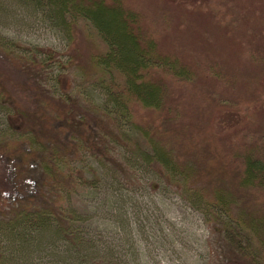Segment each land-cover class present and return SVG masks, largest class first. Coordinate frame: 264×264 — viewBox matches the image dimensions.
<instances>
[{
    "label": "rangeland",
    "instance_id": "1",
    "mask_svg": "<svg viewBox=\"0 0 264 264\" xmlns=\"http://www.w3.org/2000/svg\"><path fill=\"white\" fill-rule=\"evenodd\" d=\"M61 1L0 0V226L52 213L0 245L32 264H264L250 227L264 220V0H105L135 14L161 89L159 110L130 100L125 118L107 103L126 81L99 64L106 33ZM170 64L187 74L155 67ZM15 143L26 163L1 152Z\"/></svg>",
    "mask_w": 264,
    "mask_h": 264
},
{
    "label": "trees",
    "instance_id": "2",
    "mask_svg": "<svg viewBox=\"0 0 264 264\" xmlns=\"http://www.w3.org/2000/svg\"><path fill=\"white\" fill-rule=\"evenodd\" d=\"M29 4L35 5L36 8H42L44 10L47 0H25ZM105 0H98L95 3H91L92 0L88 1L89 4L84 3L85 0H62L61 10H69L71 13L73 10L75 13L82 14V18L94 22L103 32L106 33V37L111 47L113 48L112 53L107 55L105 58L99 60V64L105 66L107 69L113 66V71H117L126 81L125 89L118 91L114 89L108 90L107 103L114 109L116 114H121L124 118L128 115V102L133 100V103H140L143 107L147 109L159 110L161 106L162 99H160L161 89L159 85L149 82L144 76V70L148 68L149 64L147 62L150 56V50L152 46L147 42L144 35L139 32L136 33L134 26L135 14L125 11L122 5H116L110 9H107L104 4ZM141 36V38H140ZM105 41V39H104ZM145 43H147V49L144 48ZM146 61V63H145ZM168 61L165 64L169 65ZM158 66V65H157ZM155 66L156 68L162 67L164 70L178 72L179 76H182L187 72L183 67L178 66L175 70L173 65L171 67L167 66ZM121 69V71L116 68ZM143 69V71H141ZM182 69V70H181ZM142 74V75H141ZM132 104V103H131ZM3 154L7 156L11 161L17 159L23 163L29 161V153L22 148L21 145L8 144L6 147L2 148ZM139 155V154H137ZM140 158H143L139 155ZM144 159V158H143ZM157 161L161 163L167 171L178 176H185L178 167L176 168L170 157L161 151ZM16 164V162H15ZM18 165V164H16ZM19 166V165H18ZM252 166H255L253 164ZM16 170V169H15ZM250 169L251 175H254ZM189 172V171H188ZM259 177V176H258ZM253 184V183H249ZM19 189V186H17ZM2 191V190H0ZM4 192V191H3ZM219 203L217 206L226 205L228 203V197L223 194L218 196ZM52 213L45 209H41L34 213L22 212L18 213L17 217L13 219L11 225L0 226V236L3 233L10 231L11 233H16V241H22L23 239H33L36 237L37 233L41 234L42 228L45 229V225L51 222ZM253 219L250 221V227L253 231H263L264 230V220L261 218ZM70 220L74 223L78 221V217L71 214L69 215ZM69 224L78 228L77 224ZM58 222H60L57 219ZM10 223V222H9ZM64 235L69 239H75L77 237V230L69 231L62 229ZM21 234V236H20ZM14 238V241H15ZM71 239H69L71 241ZM29 242V241H28ZM7 246L0 245V264H20L19 260L24 259L27 261L25 264H32L31 256H29V251L31 250L28 246L23 247L22 245L18 247H11L7 251ZM6 249L5 251H3ZM25 255H21L25 252Z\"/></svg>",
    "mask_w": 264,
    "mask_h": 264
}]
</instances>
